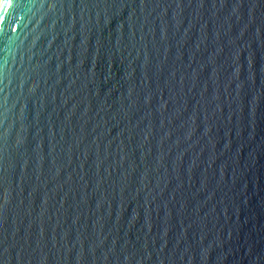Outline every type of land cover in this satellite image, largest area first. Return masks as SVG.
<instances>
[{"label":"water","instance_id":"95a60500","mask_svg":"<svg viewBox=\"0 0 264 264\" xmlns=\"http://www.w3.org/2000/svg\"><path fill=\"white\" fill-rule=\"evenodd\" d=\"M0 264H264V0H0Z\"/></svg>","mask_w":264,"mask_h":264}]
</instances>
